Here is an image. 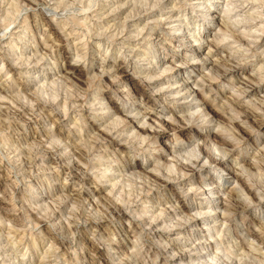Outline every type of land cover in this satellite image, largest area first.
<instances>
[{"label":"clouds","instance_id":"obj_1","mask_svg":"<svg viewBox=\"0 0 264 264\" xmlns=\"http://www.w3.org/2000/svg\"><path fill=\"white\" fill-rule=\"evenodd\" d=\"M0 264H264V0H0Z\"/></svg>","mask_w":264,"mask_h":264}]
</instances>
